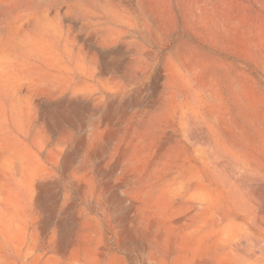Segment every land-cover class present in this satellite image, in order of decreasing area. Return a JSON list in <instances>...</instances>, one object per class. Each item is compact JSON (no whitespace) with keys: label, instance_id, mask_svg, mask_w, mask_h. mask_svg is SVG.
Listing matches in <instances>:
<instances>
[{"label":"rangeland","instance_id":"1","mask_svg":"<svg viewBox=\"0 0 264 264\" xmlns=\"http://www.w3.org/2000/svg\"><path fill=\"white\" fill-rule=\"evenodd\" d=\"M0 264H264V0H0Z\"/></svg>","mask_w":264,"mask_h":264},{"label":"bare ground","instance_id":"2","mask_svg":"<svg viewBox=\"0 0 264 264\" xmlns=\"http://www.w3.org/2000/svg\"><path fill=\"white\" fill-rule=\"evenodd\" d=\"M71 106H73V105H71ZM63 108H64V106H62V105L57 106L56 108L53 109L52 113L55 114L56 112H59ZM50 208L52 209L53 207L50 206Z\"/></svg>","mask_w":264,"mask_h":264}]
</instances>
